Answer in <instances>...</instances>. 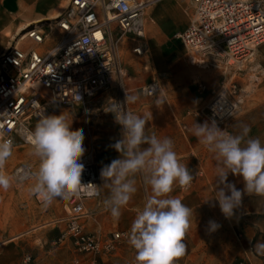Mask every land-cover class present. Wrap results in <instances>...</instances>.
<instances>
[{
  "label": "built area",
  "instance_id": "2783aa9c",
  "mask_svg": "<svg viewBox=\"0 0 264 264\" xmlns=\"http://www.w3.org/2000/svg\"><path fill=\"white\" fill-rule=\"evenodd\" d=\"M157 1L160 0H70L65 12L55 20L62 36L54 47L42 53L20 46L24 39L38 45L45 42L48 34L35 25L0 54V137L14 139L13 152L20 145H29L24 133L34 128L42 108L45 114L57 115L58 107L84 104L114 85L116 77L122 75L118 66L119 45L125 37L137 41L133 50L137 55L147 51L144 44L147 10ZM191 1L192 19L176 38L193 63L221 69L230 80L225 79L219 88L211 90L204 106L193 108L190 114L224 124L239 112L245 100L246 89L233 79L242 74L264 44V0ZM113 22L119 28L116 38ZM258 73L254 72V81L260 78ZM160 89V80L154 79L142 87V92L155 96ZM206 91L207 86L200 83L201 101ZM83 113L89 115L90 109L85 107ZM82 163L81 182L102 184L93 145L85 152ZM34 171L29 162H21L12 175L16 181L25 182ZM193 184L194 180L182 190H190ZM89 201L101 207L102 193L99 197L82 193L65 205L67 215L61 221L66 223V229L60 241L69 240L77 254L65 264H136L133 248L131 260L114 261L127 242L130 229L105 234L87 229V219L95 213L88 209ZM24 263L33 264V256H25Z\"/></svg>",
  "mask_w": 264,
  "mask_h": 264
},
{
  "label": "clouds",
  "instance_id": "9594fccd",
  "mask_svg": "<svg viewBox=\"0 0 264 264\" xmlns=\"http://www.w3.org/2000/svg\"><path fill=\"white\" fill-rule=\"evenodd\" d=\"M141 93L125 91L123 102L109 98L103 111L111 113L121 126V138L110 145L119 153L110 164L100 170L102 184L81 182L84 164L83 129L72 130L71 123L62 112L59 115L39 113L34 128L24 133L31 155L38 166L32 172L34 180L30 192L45 205L53 200L69 201L82 193L99 197L104 190L102 204L115 221L122 209L137 192V176L150 188L143 208L137 212L127 233V242L134 249L136 264H177L187 254L185 240L191 228L192 208L171 195L176 187L187 189L194 180L193 172L181 163L170 137H158L146 128L148 119L128 109L141 98ZM162 101L157 98L155 105ZM239 134L221 130L216 121L194 123L192 134L198 142L214 154L217 162L215 194L204 201L219 209L226 219H232L241 208L244 195L264 197V144L251 137V128L241 125ZM15 146L12 137H0V189L12 187L13 177L5 166ZM229 174L242 178L243 189L228 181ZM221 227L209 220L207 231L214 233ZM264 255V243L254 245Z\"/></svg>",
  "mask_w": 264,
  "mask_h": 264
},
{
  "label": "rangeland",
  "instance_id": "374dc122",
  "mask_svg": "<svg viewBox=\"0 0 264 264\" xmlns=\"http://www.w3.org/2000/svg\"><path fill=\"white\" fill-rule=\"evenodd\" d=\"M152 16L157 20V27L162 26L166 29H174L173 32L181 27L182 15L181 13H176L169 2L153 9ZM161 49L162 46L159 43L155 48L151 46L149 57H133L132 60L129 59L130 62H136L137 64L147 63L150 58L154 62L155 77L161 82L160 92L155 96L143 95L141 87H136L141 82L140 75L142 72L140 70L126 69L124 75L119 76V80L112 87L99 94L104 100L102 102L103 105L101 108L94 109V111L90 107L89 116L82 113L81 110H77L79 107L76 106L67 109L68 111H60L58 109L57 114L58 111L59 114L64 112L68 117V112L72 113L71 115L75 119L77 118V121L74 122L73 130L83 129L86 119L89 117L91 124L100 118L102 129L109 132L114 131L115 138L118 140L121 138V126L114 122V117L111 113L106 114L103 111V106L109 98L123 102L125 99V87L128 89L134 87L128 93H141L142 95L135 104L128 105V109L147 117L148 125L146 130L149 133H155L160 138L170 137L174 142V150L180 162L186 164L194 174V184L190 190L183 191L176 187L171 194L181 199L184 204L193 210L191 228L184 241L187 245V254L177 261V264H264V255L257 253L254 249V245L257 243H264V197L244 195L242 206L236 211V215L232 219H226L223 216L218 202H212L216 204L215 207L210 206V203H204V201L213 198L215 194L217 162L214 154L198 142L197 138L192 134V129L184 134L175 118L166 116L167 110L171 106L174 107L175 105L173 104L177 101L183 102V105L179 106L180 110H186L193 106L198 97H200V83L207 86V91L204 94V99L200 100L196 107L204 106L211 95V90L219 88L226 79L225 76L228 77L226 81L230 80V76L224 74L221 69H205L203 67L198 69L201 72L200 74L189 78L184 74L186 70L175 67L178 63L175 66H171L173 61L186 64L185 66H193L189 61V52L182 49L180 56L176 53L171 59V55H167L168 50L162 55ZM121 55H119V60H121ZM256 71H260L258 73L260 78L254 81V72ZM240 76L243 80L238 79ZM233 80L237 82L240 80L239 82L243 83V88L246 89L245 100L237 114L228 122L217 125L221 130L226 129L233 135L239 134L241 125H247L251 128L250 136L259 138L261 143L264 144V44L258 48L252 58V62L246 65L242 74H237ZM178 88H181V92L175 98L172 93ZM190 97L193 102L190 101ZM157 98L162 101L159 105L154 104ZM175 108L177 110L178 107L176 106ZM197 118L195 123L202 124L206 121L200 116ZM185 135L190 138L191 146L185 142ZM104 139L106 140V137ZM83 143L87 148L89 139L85 138ZM187 147L189 149L192 148V153H184ZM21 162H29L34 170L38 166L37 158L31 155L29 145H20L15 149L6 163V173L13 177V169ZM201 165L203 166L202 168L200 167ZM200 171H202V174ZM228 181L234 183L238 189H243L242 178L239 176L229 174ZM33 183L34 180L32 178L25 182H18L13 177L12 187L7 191L0 189V206L2 210L8 211L11 215L15 209H23L28 204L32 207L44 204L38 196L30 192ZM140 191L142 197H148L144 183L141 184ZM65 202L67 201L57 199L50 204L53 206L57 217L64 213L63 204ZM101 207H93L95 208L94 212L97 213ZM106 215L111 216L108 213L102 214L104 217ZM123 219L125 218L121 215L119 221L123 222ZM209 220H215L221 225L217 231L211 234L206 230ZM130 221L126 225L132 223ZM117 226L121 228L123 225ZM54 253L59 254L63 253V251L56 250ZM67 255V252L64 256L62 255L60 257L61 261H58L57 264H63Z\"/></svg>",
  "mask_w": 264,
  "mask_h": 264
},
{
  "label": "crops",
  "instance_id": "0c3cea01",
  "mask_svg": "<svg viewBox=\"0 0 264 264\" xmlns=\"http://www.w3.org/2000/svg\"><path fill=\"white\" fill-rule=\"evenodd\" d=\"M167 2L170 3L176 13L178 12L182 15L181 27L176 29L174 32V29H166L162 26L157 27V20L154 16H152L153 9ZM69 3L70 0H0V54L7 50L15 40L20 38L27 28L35 25L48 34L45 42L38 45L30 39H24L20 41V46L25 49H37L42 53H45L50 48L54 47L62 36V31L55 25V20L65 12ZM192 14L193 5L191 0H160L150 4L147 10L146 36L144 39L147 51L143 55H137L133 51L137 41L132 37H125L119 45V55H122L121 60L118 59V66L122 71V75H124V71L126 69L140 70L142 72L140 75L141 82L137 84L136 87H141V89L144 85L156 79L153 68L154 62L150 60L151 58L147 63L138 64L136 62H130L129 59L132 60L133 57H149L151 46L155 48V46L159 43L162 46V55H164L166 50H168L167 55H171V59L176 53L180 56L179 54L181 53V50L187 49L182 42L176 38V35L186 29L192 19ZM112 29L114 37L116 38L119 35V28L116 22L112 23ZM123 61L125 62L123 63ZM189 61L195 67L190 65L185 66L186 64H180L178 61L171 62V66H175L178 63L175 67L177 69L186 70L184 74L187 77L192 78L201 73L198 69L203 68V66L193 63L190 58ZM241 76L238 79L243 80ZM225 78L227 79L228 77L225 76ZM118 80L119 76L116 77L115 82ZM239 81L240 80H238V84L243 87V83ZM133 88L134 87L128 89L125 87V91L128 92ZM180 92L181 88H178L173 91L172 96L176 98ZM103 101L104 100H102L101 96L98 95L93 99L87 100L86 103L79 104L76 107H79L77 110H81L82 113L85 107H91L94 111V109L102 107ZM190 101L193 102L191 97ZM199 101L200 97H198L193 106L186 110H180L179 106H182L183 102L177 101L173 104L175 105L174 107L170 105L171 108L167 110L166 116L169 118H175V121L179 124L181 131L186 134V131H190L192 129V124H194L196 119H198L197 117H199L195 114H190V110L195 108ZM176 106L178 107L177 110L175 108ZM58 109L60 111H66L69 108L60 106ZM71 114L72 113L68 112L69 118L67 117V119L68 122L71 123V128H73L74 122L77 121V118L75 119ZM57 115H59V111ZM89 118L86 119L83 127L84 137L89 139V144L87 148L84 144V147L87 151L90 146H94L101 170L104 165L110 164L113 159L119 157V153L110 147V145L116 141L115 132H109L102 129L100 118L93 121V124H91ZM104 137H106V140ZM184 140L191 146V140L188 136L185 135ZM184 153H192V148L189 149L187 147ZM200 167L202 168L203 166L201 165ZM136 180L137 192L133 195L130 202L122 209V216L125 218L123 219L124 221H115L111 216L107 215L105 217L102 216L103 213L110 214L104 210L102 204V207L98 210V212L94 213L92 217L87 219L88 230L98 231L105 234L113 230L130 229L131 223L128 225H126V223L130 220V222L134 220L137 212L143 208L148 198L145 196L142 197L140 193V186L143 184V178L137 176ZM146 191L147 196H150V188H146ZM106 194L107 190H104L102 192V199ZM67 202L63 204L64 213L58 217L55 215L56 213H54L53 206L51 205L40 204L36 205V207H32L28 204V208L24 206L23 209H15L11 215L8 211H3L0 206V264H25V255L33 256V264H57L58 261H61L60 257L62 255L64 256L66 252L68 255L63 264L74 258L77 254L71 242L69 240L60 241V237L66 229V223L61 220L67 215L65 209ZM95 206L96 204L94 201L87 202L89 210L93 211L95 209L93 207ZM120 224L123 225L121 228L120 226H117ZM56 250H61L63 253L55 254L54 251ZM133 256V249L128 242H126L117 252L114 257V261L119 263L126 262L131 260Z\"/></svg>",
  "mask_w": 264,
  "mask_h": 264
},
{
  "label": "bare ground",
  "instance_id": "6f19581e",
  "mask_svg": "<svg viewBox=\"0 0 264 264\" xmlns=\"http://www.w3.org/2000/svg\"><path fill=\"white\" fill-rule=\"evenodd\" d=\"M55 16H57V15H55ZM54 17V16H53ZM252 77V76H251ZM14 153V152H13Z\"/></svg>",
  "mask_w": 264,
  "mask_h": 264
}]
</instances>
